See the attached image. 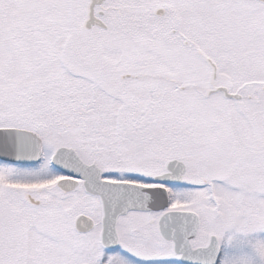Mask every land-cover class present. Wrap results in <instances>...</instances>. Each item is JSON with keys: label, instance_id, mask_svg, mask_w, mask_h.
Segmentation results:
<instances>
[{"label": "snow or ice", "instance_id": "6c2138e0", "mask_svg": "<svg viewBox=\"0 0 264 264\" xmlns=\"http://www.w3.org/2000/svg\"><path fill=\"white\" fill-rule=\"evenodd\" d=\"M0 264H264V0H0Z\"/></svg>", "mask_w": 264, "mask_h": 264}]
</instances>
